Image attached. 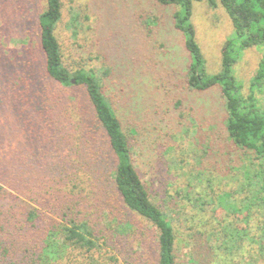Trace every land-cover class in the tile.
<instances>
[{"label":"trees","instance_id":"obj_1","mask_svg":"<svg viewBox=\"0 0 264 264\" xmlns=\"http://www.w3.org/2000/svg\"><path fill=\"white\" fill-rule=\"evenodd\" d=\"M157 1L178 6L174 26L189 53L188 88L218 87L224 103L226 148L216 153L226 156L224 176L235 177L239 191H215L220 175L204 168L212 152L209 144L203 145L196 160L203 167L195 166V171L199 180L205 176L207 186L200 191L199 203L210 204L216 213H238L243 222L237 227L214 218L217 226L211 233L217 228L224 234L230 241L227 251L207 257L194 249L188 264H207L210 258L212 264H232L230 255L242 252L249 239L257 243L258 258L264 260V107L257 96L264 85V59L247 94L235 75L243 51L264 45V0H220L234 30L223 44L216 72L207 70L192 21L194 2L201 0ZM208 1L212 7L218 3ZM62 8V0H46L38 19L39 49L23 42L16 67L6 59L1 62L0 54V264H71L80 256L86 264H97L96 253L107 254L103 264H123L110 244L122 235H135L133 222L112 218L111 229L99 231L85 206L88 199L109 192L110 182L123 205L157 230L155 264H183L172 218L141 178L132 143L107 93L108 70L74 68L64 58L57 34ZM256 212L259 232L251 236Z\"/></svg>","mask_w":264,"mask_h":264},{"label":"rangeland","instance_id":"obj_2","mask_svg":"<svg viewBox=\"0 0 264 264\" xmlns=\"http://www.w3.org/2000/svg\"><path fill=\"white\" fill-rule=\"evenodd\" d=\"M216 1L215 7L208 0L193 5L192 21L209 72L219 70L223 44L234 30L225 8L220 0ZM62 4L63 16L57 34L64 58L74 68L108 70L104 75L107 93L128 133L141 178L172 218L179 260L188 264V253L194 249L205 251L207 257L226 252L230 241L217 228L215 234L211 233L212 227L217 226L214 218L237 227H242L243 222L238 213L222 210L216 213L210 204L200 205V191L207 182L205 176L199 180L195 171V166L197 169L204 166L219 174L220 183L214 182L216 192L239 191L238 180L224 176L226 156L222 158L216 153L226 148L221 127L224 103L218 87L197 91L187 86L189 53L183 34L174 26L178 6L163 5L157 0H62ZM45 8L46 0H0V54L4 53L1 62L6 59L16 67L17 52L24 49V43L39 49L38 19ZM263 59L264 45L253 46L244 50L235 64V75L242 81L246 94ZM257 96L264 107V85L261 91L257 90ZM207 144L212 153L201 167L196 160L201 146ZM114 161L112 157L110 173ZM110 188L85 204L96 229L109 231L112 218L119 222L132 221L136 234L114 240L110 244L113 253L123 264H155L157 230L123 205L111 182ZM259 215L256 212L254 216L251 236L259 232ZM244 247L242 252L234 249L230 255L234 258L232 264H264L258 258L256 242L249 239ZM95 256L97 264L107 259V254ZM212 260L207 264H212ZM71 264L86 262L80 256Z\"/></svg>","mask_w":264,"mask_h":264}]
</instances>
